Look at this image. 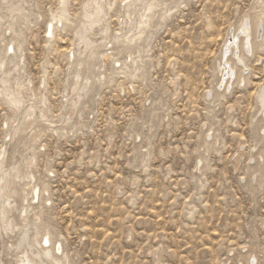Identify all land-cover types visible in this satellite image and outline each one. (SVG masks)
<instances>
[{"label": "rangeland", "instance_id": "obj_1", "mask_svg": "<svg viewBox=\"0 0 264 264\" xmlns=\"http://www.w3.org/2000/svg\"><path fill=\"white\" fill-rule=\"evenodd\" d=\"M68 1L69 20L46 38L60 0H0V79L22 58L15 75L29 98L16 110L0 96V153L30 178L19 197L8 193L26 208L14 220L49 230L63 264H241L252 247L264 264V34L244 86L234 79L225 92L217 66L230 58L229 30L227 45L247 14L255 24L264 0H167L130 62L117 41L130 0H107L94 53L76 38L87 0ZM79 67L95 79L77 100ZM17 235H0L4 264L12 255L3 245Z\"/></svg>", "mask_w": 264, "mask_h": 264}, {"label": "bare ground", "instance_id": "obj_2", "mask_svg": "<svg viewBox=\"0 0 264 264\" xmlns=\"http://www.w3.org/2000/svg\"><path fill=\"white\" fill-rule=\"evenodd\" d=\"M166 1L167 0H130L125 7V30L121 38H118L117 41L125 42L123 55H127L128 62H130V58H132V56L135 54H140V51L142 50V47L138 44V41L146 34V31L149 27V15L153 12L156 15L160 13V11H162L165 7ZM68 3V0H60L59 11L56 13V15H53L46 29V38H52V36H54V25L62 26L63 22L69 20L70 13L68 9ZM108 9L109 7L107 0H87L85 3L82 19L80 21L81 25L78 27L76 33L78 47H81L83 51L90 50L91 53H94L95 48L101 45V43L97 44V40L93 37H95V30L97 29H99L98 32L102 35L104 29L100 30V24L108 15ZM161 19L164 20L165 16L161 15ZM1 21L2 19H0V23ZM229 31L230 32L227 33L223 45L225 46V56H228L229 51L230 58H228V61L227 59L224 61V58H221L219 64L217 65L218 72L220 74L218 80L225 82V92L230 89L229 85L232 84L234 79L240 78V82H242L240 86H244V82L246 80L245 74L249 68V66L246 64V60L250 56L254 55L253 41L257 33L258 40H262V34H264V9L262 8L258 13L255 24L252 23V14H247L239 24V27L232 32V44L229 43V45H227V43L231 41L229 40L231 30ZM17 36L21 37V33H17ZM100 38L103 39L104 37L102 36ZM0 41L4 42L3 38L0 37ZM102 41L104 42V39ZM12 43H14V41ZM236 44H238L237 48L239 49V54H237V57L234 54V51L237 50L235 49ZM10 51L14 52V48H9L5 53V56ZM94 56L95 55H92L90 57L93 58ZM1 57L2 56L0 53V59ZM260 59V56H258L257 62ZM5 62V58L0 61V71L4 70L3 64ZM21 63L23 64L22 58L20 57L10 59L9 64L12 66L8 71L2 72L4 77L0 79V96H2L3 100L11 108L16 110H20L28 98L21 87V81H23L20 78L21 75H19V73H17V76L15 75V72L21 67ZM230 64L234 74L232 72L229 73L230 70L228 71L226 68V66ZM81 73L82 69H80V67L77 68L75 73L76 85L75 88H72V92H74V90L77 92V100L81 97V93L86 92L87 89L91 87L93 79H95L92 78L90 75L91 73L86 77H83ZM256 97L258 116H261L258 130L264 132V83L261 84L260 90L258 91ZM76 102L73 104L76 105ZM42 103L46 104L45 100H43ZM33 113H35V109L34 106L31 105L29 106V110L26 112V117L29 118ZM41 116L42 120H44L46 118L45 112H41ZM258 116H256V118H258ZM256 118H254L255 122ZM14 134H17V130H14ZM260 140L261 144H263V149L262 154H259L258 156L259 158H262L264 154V138H261ZM2 154L0 153V235H10L14 234L16 231L19 232V235L16 236V239L12 242L11 246H8V244L3 245V248L9 251L12 255V260L9 264H63V258L60 256V254H62V246L60 244L58 246L56 245L54 249L49 247L51 240V232L49 230H40L35 222L33 223L25 221L20 223L14 220V212H17L21 218L23 214H26V212H24L26 208L22 204H20L18 207L12 206L14 202V197H12V194L18 195L17 190L21 188V183L25 182V180H29L30 178L25 174L22 166H20L18 163H14L13 161L8 163L5 162ZM260 172L261 166L259 163L254 169V183H257ZM35 189L36 190H34L32 193V197L34 200L38 201L40 192L39 188ZM12 190H15L14 193L9 195L8 193H11ZM21 199L24 201L26 198ZM39 245H41L40 249L38 248ZM262 253L264 260V249L262 250ZM244 261L249 264H256L258 257L255 247H252L245 256L242 255V261H240V263L242 264ZM0 264L4 263L0 260Z\"/></svg>", "mask_w": 264, "mask_h": 264}]
</instances>
